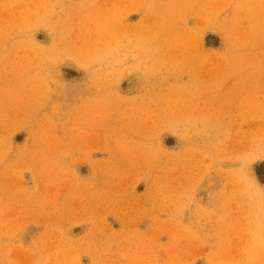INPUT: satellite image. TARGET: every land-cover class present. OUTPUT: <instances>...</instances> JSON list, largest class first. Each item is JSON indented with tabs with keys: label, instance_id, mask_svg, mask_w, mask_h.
I'll return each instance as SVG.
<instances>
[{
	"label": "rangeland",
	"instance_id": "1",
	"mask_svg": "<svg viewBox=\"0 0 264 264\" xmlns=\"http://www.w3.org/2000/svg\"><path fill=\"white\" fill-rule=\"evenodd\" d=\"M0 264H264V0H0Z\"/></svg>",
	"mask_w": 264,
	"mask_h": 264
}]
</instances>
